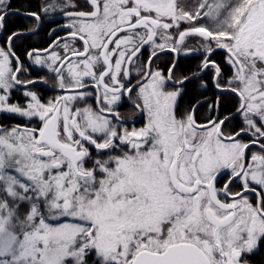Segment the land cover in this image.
I'll list each match as a JSON object with an SVG mask.
<instances>
[{
  "label": "snow or ice",
  "instance_id": "snow-or-ice-1",
  "mask_svg": "<svg viewBox=\"0 0 264 264\" xmlns=\"http://www.w3.org/2000/svg\"><path fill=\"white\" fill-rule=\"evenodd\" d=\"M45 17L55 39L19 54ZM262 246L264 0H0V264H252Z\"/></svg>",
  "mask_w": 264,
  "mask_h": 264
},
{
  "label": "flooded vegetation",
  "instance_id": "flooded-vegetation-1",
  "mask_svg": "<svg viewBox=\"0 0 264 264\" xmlns=\"http://www.w3.org/2000/svg\"><path fill=\"white\" fill-rule=\"evenodd\" d=\"M76 2L82 3V0H76ZM40 3H41V0H11L12 8L15 9V8L19 7L21 10H35ZM57 19H59L61 23L63 22L62 17L58 16ZM46 21H47V17H45V22H41V25H40V28H39V31L37 34L31 35L28 38L23 39L22 41H17V52L19 54H22L24 48H26V47L33 46V45L37 46V47H45V46H47L48 43L51 42V40L55 39V36L50 37L48 35V32L51 31V28L55 27V25H50ZM5 24H6V28L8 31H13L16 29H24V28L32 26V24L29 20L23 19L20 16H13V15H9L7 17ZM6 34H7V32L5 33V35ZM58 35H63V33L59 32ZM168 55H169L168 53H162L161 59L157 60L156 65H155V66H159V68L165 72L167 70V66L170 63V61H168V58H167ZM184 61H185V63H188L191 65V68H190L191 70L189 71L190 72L189 75H190L191 73L196 71V68L200 62V59H199L198 54H193L192 56H189V57H181L179 63H183ZM178 66H179V64H178ZM178 68L179 67H177V70H176L177 72H178ZM38 75L42 76V75H44V72L40 71L39 69H35L31 73V76L33 78L38 76ZM180 75L181 74H179V76ZM179 76H177V77H179ZM51 84H52V81H49V86H46L43 84L37 85V87L40 90L41 95L43 96V98L45 100H47L50 97H54L55 95L58 94V89L51 87L50 86ZM188 87H189V90H191L192 85H189ZM189 92H191V91H189ZM187 94H185L184 99L181 101L182 105L188 104V102L186 100ZM194 95L197 96L196 98H199L198 94H194ZM205 95L211 97L212 92L209 91V92L205 93ZM19 98H20V93L17 92V93L13 94V101L14 102L16 99H19ZM91 102L94 103V99ZM234 105H235V100H233L231 98H225V102H224V108L225 109H231L234 107ZM118 111L120 112L121 116H123L125 118L132 116V111H131V109L127 103H123L118 108ZM202 114H206L205 108H201L197 115L199 116ZM135 119H136V124H135L136 127H140L143 125L144 120L142 117H136ZM18 122H20L18 118L12 119V120L5 119L2 121V123L5 125H11L13 123H18ZM128 126L129 127L132 126L131 121L129 122ZM249 259L252 261V264H264V246L261 247L260 252L251 256Z\"/></svg>",
  "mask_w": 264,
  "mask_h": 264
},
{
  "label": "trees",
  "instance_id": "trees-1",
  "mask_svg": "<svg viewBox=\"0 0 264 264\" xmlns=\"http://www.w3.org/2000/svg\"><path fill=\"white\" fill-rule=\"evenodd\" d=\"M168 58V61H170V57L169 55L167 56ZM214 59H216L218 62H222L223 61V52L221 51H218L217 52V55L214 57ZM178 72L176 71V75L179 76V74H183V75H189V71L191 70V65L188 64V63H185V61L183 63H179V66H178ZM226 67V66H225ZM177 70V69H176ZM180 72V73H179ZM179 73V74H178ZM197 96L194 95L192 92H189L187 94V97H186V100L188 102V104L190 103H193L197 98ZM225 98H228V97H225ZM234 100V99H233ZM225 102V101H224ZM228 107V106H227ZM226 107V108H227Z\"/></svg>",
  "mask_w": 264,
  "mask_h": 264
},
{
  "label": "water",
  "instance_id": "water-1",
  "mask_svg": "<svg viewBox=\"0 0 264 264\" xmlns=\"http://www.w3.org/2000/svg\"><path fill=\"white\" fill-rule=\"evenodd\" d=\"M222 52V51H221Z\"/></svg>",
  "mask_w": 264,
  "mask_h": 264
}]
</instances>
